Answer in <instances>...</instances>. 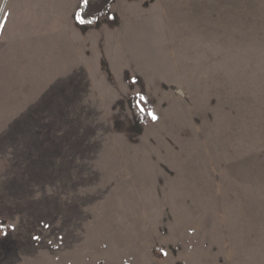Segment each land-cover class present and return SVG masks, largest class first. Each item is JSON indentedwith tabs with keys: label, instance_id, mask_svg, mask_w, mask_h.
Returning a JSON list of instances; mask_svg holds the SVG:
<instances>
[{
	"label": "rangeland",
	"instance_id": "rangeland-1",
	"mask_svg": "<svg viewBox=\"0 0 264 264\" xmlns=\"http://www.w3.org/2000/svg\"><path fill=\"white\" fill-rule=\"evenodd\" d=\"M80 5L0 0V264H264V0Z\"/></svg>",
	"mask_w": 264,
	"mask_h": 264
},
{
	"label": "trees",
	"instance_id": "trees-1",
	"mask_svg": "<svg viewBox=\"0 0 264 264\" xmlns=\"http://www.w3.org/2000/svg\"><path fill=\"white\" fill-rule=\"evenodd\" d=\"M112 0H81V5L76 12V21L80 24H94L98 17L107 13ZM134 105L139 109L140 118L148 121V114L143 105L145 103L139 98L134 100ZM141 109V110H140Z\"/></svg>",
	"mask_w": 264,
	"mask_h": 264
},
{
	"label": "snow or ice",
	"instance_id": "snow-or-ice-1",
	"mask_svg": "<svg viewBox=\"0 0 264 264\" xmlns=\"http://www.w3.org/2000/svg\"><path fill=\"white\" fill-rule=\"evenodd\" d=\"M84 2H85V3H87V0H84ZM152 118H153V119H155V117H154V116H153Z\"/></svg>",
	"mask_w": 264,
	"mask_h": 264
}]
</instances>
